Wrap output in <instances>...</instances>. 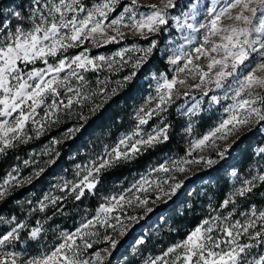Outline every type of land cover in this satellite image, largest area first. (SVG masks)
I'll return each mask as SVG.
<instances>
[{
  "label": "snow or ice",
  "instance_id": "snow-or-ice-1",
  "mask_svg": "<svg viewBox=\"0 0 264 264\" xmlns=\"http://www.w3.org/2000/svg\"><path fill=\"white\" fill-rule=\"evenodd\" d=\"M173 30L181 42L172 38ZM108 45L118 47L111 54H93ZM157 52L171 53L168 70H149L146 79L153 82V93L135 110L130 130L76 164L75 179L54 186L62 195L48 193L35 204L28 201L32 206L24 219L0 216V223L8 226L0 230V264H108L120 238L153 213V205L177 195L185 184L180 175L192 166L217 163L210 155L194 153L208 150L223 160L241 133L264 135V0H0V157L69 119L76 123L50 145L75 136ZM127 69L121 79H111ZM192 90L199 96L191 95ZM182 96L194 101L186 99L176 108L188 118V136L192 118L202 112L219 111L218 121L189 140L183 156H167L119 193L101 196L94 213L82 217L74 229H51L58 235L48 245L45 225L64 214L62 202L97 195L105 175L170 140L171 124L161 114ZM154 117L159 123L146 130ZM53 154L59 157L54 147L45 146L39 155L49 159L43 165L56 162ZM253 154L249 177L233 169L230 176L238 186L218 207L209 204V215L182 240L142 264H264V208L252 204L238 211L241 199H250L264 186V144ZM23 164L36 167L29 176H21L18 166L7 172L0 179V201L45 171L34 158ZM50 208L51 216L31 223L34 213ZM98 244L107 246L96 249ZM33 246L38 247L36 255H30ZM138 254L134 249L132 255Z\"/></svg>",
  "mask_w": 264,
  "mask_h": 264
},
{
  "label": "rangeland",
  "instance_id": "rangeland-1",
  "mask_svg": "<svg viewBox=\"0 0 264 264\" xmlns=\"http://www.w3.org/2000/svg\"><path fill=\"white\" fill-rule=\"evenodd\" d=\"M11 0L6 1V3H10ZM16 2H18L16 0ZM91 0H89V3ZM156 2V0H142V3L148 4ZM167 34L165 35V39H167ZM172 38H175L176 41L179 43L180 40V34L178 31L173 30L172 32ZM141 43H144L141 41ZM113 46V45H108ZM108 46H105L101 49H93V54H111L116 50L118 46H114L113 48H106ZM160 47L164 48V43L162 42ZM158 54L159 57H162L163 61L166 63V70H162L160 64H157L155 61V55ZM171 53H167V55H170ZM167 55H162L161 53L157 52L154 54V58L151 60V63L148 65L147 68H145L140 74H138L137 78H135L132 82H134L135 90L132 94L133 100L130 101L129 106L126 108L125 117L122 121V125L119 128H112V127H102L100 126L97 129H91L88 127L90 120L98 114L103 108L108 109L110 107L111 100L104 105L97 113L92 114L91 119L88 121V123L81 129L80 132L84 129V132H87V135L81 136L79 135L80 132L76 133L75 136L63 140L60 144L57 145H50V141L53 138H60L64 131L68 127H72L76 121L74 119H69L67 123L61 122L58 125H55L51 128L50 131H48L46 134L42 135L38 139L32 140L30 143L23 146V151H21L19 154L16 153V156L11 158L9 160L7 166L3 169V175L0 176V179H2L7 172L11 171L13 167H19L21 169L20 175L21 176H29L31 172L33 171V168L36 167L28 166L25 167L23 164V161L25 159H36L37 161H40V166L43 165V161L49 159L48 156L39 155L44 150L45 146L54 147L56 151L59 152L61 148L66 150V154L64 156V160H59L55 157L53 154L52 158L56 160L54 164L46 165L44 173L41 174L39 178L33 177L32 181L30 183L24 184L20 187L14 188L9 194L15 195L14 193L20 192L23 194L22 200H25L26 205L28 204V201H31L32 204H35L36 201L41 199L45 194L51 193L55 194L59 193V191L54 187L58 183H62L63 180H73L75 179V165L76 164H83L87 162L89 158H91L95 153H98L103 144H111L115 141V139L123 132H126L130 130V128L134 124L133 115L134 112L141 104L144 103L145 98L150 94L153 93L154 84L150 80L149 77V70H159V71H167L168 65H167ZM127 71H130V69H127L125 72L121 73L118 76L111 77V79L114 81L116 79H121L123 75L127 74ZM101 78H103L104 74H100ZM88 78L90 80H94L95 76L93 74H88ZM111 87H115V83H112L110 85ZM191 95L193 96H199L198 90H192ZM188 99L189 104H191L194 101H191L190 98L187 97H181L176 101V104L173 105L167 113L161 114L162 116H167V121L171 124L172 123V115L173 117H179L180 118V126L178 128V134H180V142L181 145L186 149L189 146V140H191L194 137H198L206 133L210 127H212L216 121L219 119V111L216 112H202L199 117H193V121H195L193 125V132L191 136H188L184 129L187 127L188 124V118L178 115L176 108L183 104L184 101ZM225 104L230 103V101L223 102ZM203 107H207V105H203ZM159 123V119L154 117L152 121L149 122V125L144 126L146 130H150V126H154L155 124ZM206 123V124H205ZM107 125H109L107 123ZM206 126L205 129H200L202 127ZM54 130V131H53ZM86 130V131H85ZM261 134L256 132H245L240 134V140L238 141L237 145L234 146L233 149L230 150V154L227 155L223 160H220L218 157H216L214 152L206 150L205 153H194V156L199 155H210L213 159L217 160V163L212 165L211 167L205 168L200 166H192L191 170L183 175L179 176V179H184L185 184L184 186L177 192V195L174 196L170 201L165 203L163 200L159 201L157 204L153 205L154 212L148 214L145 219L140 221L138 225H136L132 230L128 232L127 235L124 237H121V243L118 246L116 250L113 251V255L109 258L108 264H142V261L144 258H146L149 255H158L160 252L164 249H166L171 244H174L180 240H182L185 235L192 230L203 218L209 215V209L208 205L212 204L213 207H218V205L221 203V198L218 200L216 197L217 194L219 195L220 190H218V185L220 180L227 183V188L225 192V198L227 195L233 190L235 186H238V182L236 184L233 183V178L230 176V173L233 169H237L241 176L243 177H249L251 172V166L253 165L255 161L254 154L252 156L251 162L248 164H241V149H246V146L248 142H250L249 151H254V148L257 147L254 143L257 142L259 139H261ZM235 139V137H233ZM71 142L72 147L69 148L67 143ZM61 146V147H60ZM36 153L37 155L35 157H32L31 154ZM183 156L184 154H177V153H166L161 154L155 159H152L151 162L145 165V167L138 171V172H132L127 178L123 179L120 182H114L110 183L107 187L100 186V192L97 194L98 198V204L101 203V196L103 195H110L113 193H119L124 188H127L131 183H133L135 180L139 178L140 175L145 174L148 169L152 166H155L159 163H162L167 156ZM19 157V159H17ZM1 159V157H0ZM106 187V188H104ZM25 190V191H24ZM154 198V197H153ZM71 199V197H69ZM72 200V199H71ZM72 204H78L76 201H71ZM196 202V208L194 207V210L196 209V212L201 214L202 216L199 217L194 225L187 231L183 236L178 235L176 238H173L169 236L167 237L168 232H170L172 225H174V221L176 220V216L181 212L182 208H188L190 207L191 203ZM257 208H264V203H254ZM252 204L249 205V207ZM249 207H241V204L239 206L238 211H245ZM95 211V210H94ZM94 211H90L88 209H85L84 207L80 208L79 210H76L75 213H73L70 216L69 226L60 228V230H72L78 224L80 223L82 217L85 215H91L94 213ZM129 212H132L131 209L128 210ZM170 211H171V217H170ZM133 215L142 214V211L137 210L136 212H132ZM174 223V224H173ZM7 225H4L0 223V230H6ZM55 227H52L51 229H54ZM163 232L162 236H158V234L161 231ZM103 231V230H101ZM58 233H54L52 230L50 232V235L48 236L47 244L51 245L55 242L56 236ZM147 238H150L152 240L151 245H148L146 247H142L141 244H139L140 240H147ZM155 242V244L153 243ZM106 244H98L94 247L96 249L106 247ZM139 249V254L137 256H133L132 252L134 249ZM19 250V249H17ZM152 251V254H146L145 251H148L147 253ZM91 251V250H89ZM38 254V247L36 246L34 249L30 251V255H36Z\"/></svg>",
  "mask_w": 264,
  "mask_h": 264
},
{
  "label": "trees",
  "instance_id": "trees-1",
  "mask_svg": "<svg viewBox=\"0 0 264 264\" xmlns=\"http://www.w3.org/2000/svg\"><path fill=\"white\" fill-rule=\"evenodd\" d=\"M8 0H4L6 2ZM19 2V0H17ZM143 42V41H142ZM113 46H108L106 48H113ZM157 64H160L162 70H166V63L163 61L162 57H159L158 54L155 55ZM136 87H134V82L129 83L125 88L119 90L118 94L112 98L111 105L108 107V109L101 110L98 114H96L89 122L88 127L91 129H97L99 126L102 127H116L119 128L122 125V121L125 117L126 108L129 106L130 101L133 100L132 94L134 92ZM107 123L109 125H107ZM206 124V123H205ZM119 126V127H118ZM180 126V118L179 117H173L172 115V123L170 128V140L163 144L158 146L155 150H152L145 154L143 157H141L138 161L133 162L129 165L122 166L120 168H117L115 170H112L109 174L105 175L103 179V183L101 186H108L110 183L114 182H120L123 179L127 178L132 172H138L142 170L146 164L152 161V159H155L161 154H168V153H177V154H184L185 148L181 145L180 142V134H178V128ZM206 126L200 128L205 129ZM54 131V130H53ZM86 131V130H85ZM81 136L87 135V132H84V129L82 132H80ZM256 146L260 144H264V135L261 136V139H259L257 142L254 143ZM66 145L72 147V143L69 142ZM250 142H248L246 149H241V164H248L252 160L253 151H249ZM61 147V146H60ZM23 146H19L16 150L9 151L7 156L1 157L0 159V176L3 175V169L5 166H7L9 160L11 158L16 156V153L23 151ZM18 151V152H17ZM60 155L58 158L59 160H64V156L66 154V150L62 149L60 150ZM227 183L220 180L218 185V190H220L218 197H216L218 200L221 198V201L225 198V192L227 188ZM104 187V188H106ZM25 191V190H24ZM264 186H261L258 191H255L254 195L251 196L250 199L240 200L241 207H249L250 204L264 203ZM15 195H8L7 198L4 201H0V216H3L5 218H11V216L15 215L18 219H24L25 216H27L28 211L30 210L32 205H26L25 200H22L23 194L20 192L14 193ZM57 195H62V193H56ZM98 196H87L82 202H77L78 204H72V200L68 199L67 201L62 202L63 203V212L64 214H57L53 217L51 221L48 222V224L45 225V227L49 228L48 236L50 235L51 228L57 227L63 228L69 226L70 216L75 213L76 210H79L80 208L84 207L85 209H88L90 211H94L96 207L98 206ZM19 202V203H18ZM239 204V206H240ZM194 207L196 208V202L191 203L190 207L185 208L183 207L181 212L175 217L176 220L174 221V225H172L170 232H168L167 237L169 236L176 238L178 235L183 236L185 232H187L196 222V220L201 217L202 215L196 212V209L194 210ZM53 214V209H49L47 213H34L31 218V223L35 224L36 219H40L43 221L45 216H51ZM170 217H171V211H170ZM165 232L164 230L161 231L158 236H162V234ZM164 234V233H163ZM152 240L150 238H147L145 240V243L142 244V247H146L148 245H151ZM155 244V242H153ZM36 246H33L32 249H34ZM31 249V250H32ZM148 251H145L146 254H152V251L149 250L150 253H147Z\"/></svg>",
  "mask_w": 264,
  "mask_h": 264
}]
</instances>
